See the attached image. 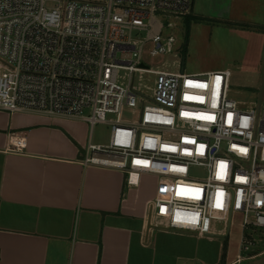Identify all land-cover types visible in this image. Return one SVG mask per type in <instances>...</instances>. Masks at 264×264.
Listing matches in <instances>:
<instances>
[{
	"label": "built area",
	"instance_id": "obj_1",
	"mask_svg": "<svg viewBox=\"0 0 264 264\" xmlns=\"http://www.w3.org/2000/svg\"><path fill=\"white\" fill-rule=\"evenodd\" d=\"M193 4L0 0V110L79 118L91 133L109 125L108 143L89 141L83 165L119 170L127 187L156 177L151 227L226 236L242 214L239 262L264 233V101L229 98V68L167 69ZM25 146L12 134L9 151Z\"/></svg>",
	"mask_w": 264,
	"mask_h": 264
},
{
	"label": "crops",
	"instance_id": "obj_2",
	"mask_svg": "<svg viewBox=\"0 0 264 264\" xmlns=\"http://www.w3.org/2000/svg\"><path fill=\"white\" fill-rule=\"evenodd\" d=\"M215 1L230 7L209 18H264V0ZM195 3L191 15L207 20ZM14 133L26 138L20 152L8 150ZM89 141L85 120L0 110V264H238L227 262L221 235L151 227L155 194L140 189L153 176L127 187L119 170L84 166Z\"/></svg>",
	"mask_w": 264,
	"mask_h": 264
},
{
	"label": "rangeland",
	"instance_id": "obj_3",
	"mask_svg": "<svg viewBox=\"0 0 264 264\" xmlns=\"http://www.w3.org/2000/svg\"><path fill=\"white\" fill-rule=\"evenodd\" d=\"M228 7H230L229 4L218 3L215 0H196L194 12H205L207 20H194L193 18L187 43L185 20L178 21L175 31L182 48L177 51V57L171 54L164 58L170 64L167 69L195 73L229 68L232 74L228 97L240 102L262 103L264 101V18L261 15L254 17L255 22L260 23L250 26L248 24L233 25L207 17L219 15L221 12L223 14ZM176 59L182 60L183 68L172 65ZM164 60L157 62L160 68H165ZM133 118L131 109L126 108L123 119ZM109 127L105 123H96L92 128V142L108 143ZM156 184V177H144L140 189L141 194L146 196L155 194ZM241 220L242 214L236 213L233 216L234 224L229 234L223 236L225 250H227V262L235 260L239 252L242 232L239 223ZM258 236L261 237L258 245L249 252L243 253L247 254L246 259L238 264H264V233H259ZM255 254L257 256L253 257Z\"/></svg>",
	"mask_w": 264,
	"mask_h": 264
},
{
	"label": "trees",
	"instance_id": "obj_4",
	"mask_svg": "<svg viewBox=\"0 0 264 264\" xmlns=\"http://www.w3.org/2000/svg\"><path fill=\"white\" fill-rule=\"evenodd\" d=\"M193 18H194V20H199V19L193 17L192 15L187 16L186 19H185V23H186V43L188 41V35H189V30H190V23L193 20Z\"/></svg>",
	"mask_w": 264,
	"mask_h": 264
}]
</instances>
